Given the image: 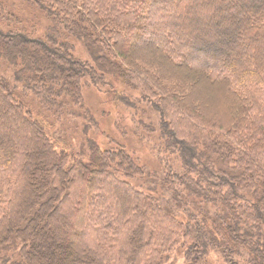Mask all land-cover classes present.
I'll list each match as a JSON object with an SVG mask.
<instances>
[{
  "label": "trees",
  "instance_id": "obj_1",
  "mask_svg": "<svg viewBox=\"0 0 264 264\" xmlns=\"http://www.w3.org/2000/svg\"><path fill=\"white\" fill-rule=\"evenodd\" d=\"M0 61V264H173L176 247L264 264V0H0ZM91 86L169 154L163 173L89 137Z\"/></svg>",
  "mask_w": 264,
  "mask_h": 264
},
{
  "label": "rangeland",
  "instance_id": "obj_2",
  "mask_svg": "<svg viewBox=\"0 0 264 264\" xmlns=\"http://www.w3.org/2000/svg\"><path fill=\"white\" fill-rule=\"evenodd\" d=\"M32 17L34 18L33 20H35L37 24H41V27L39 29L40 31L38 32L39 34L42 30H44L45 26L47 25V22L43 15H40L38 12L32 14ZM69 41L74 47V54L76 57L83 61H90L91 57L89 56V52L81 44V42L70 38ZM0 78L6 80L11 86H13L12 70L7 67L3 61H0ZM108 81L111 82L116 92H123L122 85L119 81H114L109 76ZM16 85L19 86L17 88V91L19 93L14 94L16 99L24 103L26 109L31 111L33 116L35 117L39 111L37 103L34 101L31 95L23 94L20 85ZM109 91L110 90L108 89H96L92 86L82 91L84 109L89 111V113L93 116V118L98 124L97 129L89 131V137L93 138L102 148H108L111 146V144L112 146L114 144L122 146V148H124L127 152L133 155L134 158H136L138 165L143 167L146 174L157 172V174L159 175L163 173L162 171L164 168V162L166 163L168 158L167 155L169 154L160 156L156 153L155 156V152L151 149L153 146V143L150 142L151 140L146 141L145 139L142 140L138 137V135L135 133L134 122L132 120V115L130 111L117 106L112 101V96ZM242 91L243 93L244 91H246L247 93V89L245 87L242 88ZM129 92L130 91H127L126 93ZM132 99L135 100V97L132 96ZM150 112L151 113L149 119L146 118V114H143V117L145 120L157 127L159 122L158 115L153 110H151ZM73 124L74 123H72V125ZM117 125L119 127H117ZM59 128L60 127H57L56 130H58ZM71 128L73 127L71 126ZM66 130L68 133L72 131L69 128H67ZM76 132L78 134V130ZM70 138L73 139L72 145H75L74 147L78 148L79 146H82V143L84 144V142H78V137L74 132L72 137ZM164 156V162H162L160 159ZM173 166L176 165H174L173 163ZM128 181L133 187L139 190H143L146 193H149L146 190L151 191L152 189H155L157 187V185L155 184L149 185V181L147 179H144V177H135L133 179H129ZM57 255L58 250H55L54 253L48 257V259L56 260ZM169 261L173 262V264H184V258L181 247H176L171 252ZM208 263L226 264L220 258V256L214 252L209 253Z\"/></svg>",
  "mask_w": 264,
  "mask_h": 264
}]
</instances>
